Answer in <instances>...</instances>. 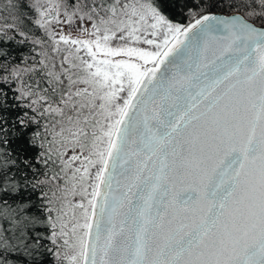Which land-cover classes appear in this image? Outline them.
Returning <instances> with one entry per match:
<instances>
[{
	"label": "snow or ice",
	"instance_id": "1",
	"mask_svg": "<svg viewBox=\"0 0 264 264\" xmlns=\"http://www.w3.org/2000/svg\"><path fill=\"white\" fill-rule=\"evenodd\" d=\"M0 264H264V0H0Z\"/></svg>",
	"mask_w": 264,
	"mask_h": 264
}]
</instances>
